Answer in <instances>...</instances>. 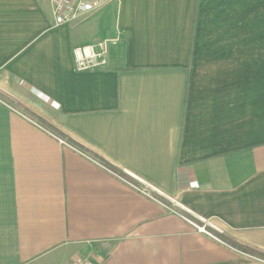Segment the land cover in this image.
I'll list each match as a JSON object with an SVG mask.
<instances>
[{"label": "crops", "instance_id": "obj_1", "mask_svg": "<svg viewBox=\"0 0 264 264\" xmlns=\"http://www.w3.org/2000/svg\"><path fill=\"white\" fill-rule=\"evenodd\" d=\"M252 19L253 0H120L55 27L50 0H0V264H264L190 220L264 253Z\"/></svg>", "mask_w": 264, "mask_h": 264}, {"label": "built area", "instance_id": "obj_2", "mask_svg": "<svg viewBox=\"0 0 264 264\" xmlns=\"http://www.w3.org/2000/svg\"><path fill=\"white\" fill-rule=\"evenodd\" d=\"M119 1L120 0H50L54 26L59 27L65 24L81 22L86 17L102 10L110 3ZM76 59L80 70H87L97 67L98 65L96 62L98 57L85 51H77ZM145 186L146 189H139L140 192L152 198V193L156 190L147 185ZM198 228L207 233L205 228ZM210 236L212 235L210 234ZM70 264H93V262L89 258H75Z\"/></svg>", "mask_w": 264, "mask_h": 264}, {"label": "trees", "instance_id": "obj_3", "mask_svg": "<svg viewBox=\"0 0 264 264\" xmlns=\"http://www.w3.org/2000/svg\"><path fill=\"white\" fill-rule=\"evenodd\" d=\"M104 166L110 170L111 172H113L114 174L118 175L119 177H121L122 179L124 180H127L129 179V176L127 174H125L123 171H121L119 168L113 166L112 164H109L108 162H106L105 160H102L100 159ZM134 183V182H133ZM136 186V184H134ZM156 197H160L158 195H156L155 193H153ZM197 221V219H194V221ZM193 221V219H192ZM195 221V222H196ZM199 222V221H198ZM210 230V229H209ZM207 231V230H206ZM207 232H210L215 238H217L218 240H220L221 242L231 246L232 248L238 250V251H241L243 253H247V254H250V255H253V256H256L257 258H260L262 260H264V253L262 252H259V251H256L254 249H251L249 247H246V246H243L231 239H229L226 235H221L219 233H215V230H210V231H207Z\"/></svg>", "mask_w": 264, "mask_h": 264}, {"label": "rangeland", "instance_id": "obj_4", "mask_svg": "<svg viewBox=\"0 0 264 264\" xmlns=\"http://www.w3.org/2000/svg\"><path fill=\"white\" fill-rule=\"evenodd\" d=\"M120 2V1H119ZM119 2H114V4H116V3H119ZM110 4H112V3H110ZM256 4H257V2H256V0H253V19H252V30H253V35H255L256 33H257V31L258 30H261V29H264V20L260 17V16H258V13H257V11H258V7L256 6ZM108 6V5H107ZM117 6V5H116ZM99 12V11H98ZM98 12H96V13H98ZM96 13H94V14H96ZM94 14H92V15H94ZM92 15H90L89 17H91ZM87 18V17H86ZM85 18V19H86ZM255 44V43H254ZM100 60H102V58H98L96 61L97 62H100ZM139 185V184H138ZM137 185V186H138ZM141 186V188H139V189H146V186H145V184H141V185H139V187ZM155 194L156 195H158L159 193H157V192H155ZM161 198V197H160ZM152 200H159V197H156L153 193H152ZM191 221H192V219H190ZM196 221V220H195ZM194 220L192 221L196 226H198V227H202V228H205L207 231H212V230H215V233H219V234H221V235H226V233H224L223 231H220V230H218V229H216V228H212L211 226H209V225H207V223L206 222H198V221H196L195 222ZM210 229V230H209ZM206 231V232H207ZM207 234L210 236V232H207ZM212 235V234H211ZM211 237H214L213 235L211 236ZM216 237V236H215ZM214 237V238H215ZM78 258H83V257H78ZM72 262V260L70 261V263ZM93 262V261H92ZM69 263V264H70ZM93 264H95L94 262H93Z\"/></svg>", "mask_w": 264, "mask_h": 264}]
</instances>
